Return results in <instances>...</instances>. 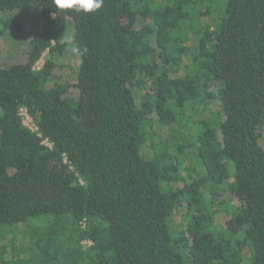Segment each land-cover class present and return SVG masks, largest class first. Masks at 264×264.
I'll return each instance as SVG.
<instances>
[{
  "label": "trees",
  "instance_id": "trees-1",
  "mask_svg": "<svg viewBox=\"0 0 264 264\" xmlns=\"http://www.w3.org/2000/svg\"><path fill=\"white\" fill-rule=\"evenodd\" d=\"M27 9L39 29L2 15ZM53 12L0 0L28 45L0 66V264H264V0Z\"/></svg>",
  "mask_w": 264,
  "mask_h": 264
},
{
  "label": "rangeland",
  "instance_id": "rangeland-1",
  "mask_svg": "<svg viewBox=\"0 0 264 264\" xmlns=\"http://www.w3.org/2000/svg\"><path fill=\"white\" fill-rule=\"evenodd\" d=\"M3 17H15L21 19V21L24 24L25 29H27L29 32L37 30L40 28V17H39V11L36 9H27V10H18L13 11L12 13H2ZM68 36L72 35V26L71 24H68L67 29ZM28 45L26 43L19 44L18 42H14L12 40V36L10 33L5 34L4 36L0 37V66L7 65L10 63H14V61L17 60H24L25 51H27ZM23 52V53H22ZM41 62L37 63V66L41 64ZM55 63L57 71V77L58 80H63L66 83H74L76 78V68L78 66V60L77 57L72 52H67L63 56L56 57ZM37 68V67H36ZM140 95L138 97L140 98ZM198 119V116H196ZM231 194L229 192H225L222 195V198H230ZM182 213V209H180L177 212H174L171 217V222L178 227L182 222L180 221V214ZM46 216L37 217L30 221L34 226L33 228H37V225L39 223V229H42V227L45 224ZM225 219L224 217L222 218ZM174 225H171L174 227ZM176 227V228H177ZM10 232L14 231L15 229L9 228ZM7 229L4 227H0V239L7 240L10 234H6Z\"/></svg>",
  "mask_w": 264,
  "mask_h": 264
},
{
  "label": "clouds",
  "instance_id": "clouds-1",
  "mask_svg": "<svg viewBox=\"0 0 264 264\" xmlns=\"http://www.w3.org/2000/svg\"><path fill=\"white\" fill-rule=\"evenodd\" d=\"M104 0H54L55 12H75L89 16L103 9ZM55 12L53 15L55 16Z\"/></svg>",
  "mask_w": 264,
  "mask_h": 264
},
{
  "label": "built area",
  "instance_id": "built-area-1",
  "mask_svg": "<svg viewBox=\"0 0 264 264\" xmlns=\"http://www.w3.org/2000/svg\"><path fill=\"white\" fill-rule=\"evenodd\" d=\"M40 65L41 64H39V66ZM19 115L22 118V125L25 126V127H27L31 132L37 133V136H39L38 128L35 126L32 118L28 115L26 109L21 108L19 110ZM44 144L48 145L46 142H44ZM83 244H85V243L83 242ZM86 244H89V243L86 242Z\"/></svg>",
  "mask_w": 264,
  "mask_h": 264
}]
</instances>
